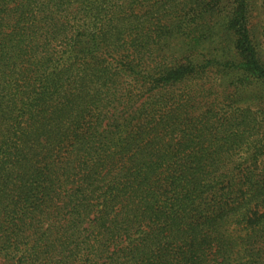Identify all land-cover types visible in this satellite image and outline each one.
Returning <instances> with one entry per match:
<instances>
[{"label": "trees", "instance_id": "1", "mask_svg": "<svg viewBox=\"0 0 264 264\" xmlns=\"http://www.w3.org/2000/svg\"><path fill=\"white\" fill-rule=\"evenodd\" d=\"M260 10L0 0V264H264Z\"/></svg>", "mask_w": 264, "mask_h": 264}, {"label": "rangeland", "instance_id": "2", "mask_svg": "<svg viewBox=\"0 0 264 264\" xmlns=\"http://www.w3.org/2000/svg\"><path fill=\"white\" fill-rule=\"evenodd\" d=\"M259 14L256 16V19H255V23H258L257 24V27H258V30L260 31L259 33L261 34L260 35V39H261V42L263 41V33L264 32V12L263 11H259L258 12ZM259 40V39H258Z\"/></svg>", "mask_w": 264, "mask_h": 264}]
</instances>
